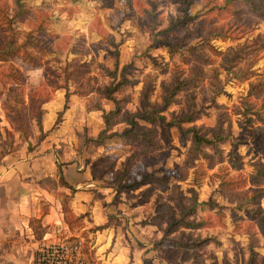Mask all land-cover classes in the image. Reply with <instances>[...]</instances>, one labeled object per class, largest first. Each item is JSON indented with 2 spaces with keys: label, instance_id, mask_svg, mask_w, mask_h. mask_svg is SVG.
<instances>
[{
  "label": "rangeland",
  "instance_id": "1",
  "mask_svg": "<svg viewBox=\"0 0 264 264\" xmlns=\"http://www.w3.org/2000/svg\"><path fill=\"white\" fill-rule=\"evenodd\" d=\"M250 3L0 0L17 45L0 60V157L44 137L41 105L62 86L104 129L101 90L116 86L118 113L104 134L81 127L80 153L130 249L146 264H264V6ZM143 100L155 121L114 135Z\"/></svg>",
  "mask_w": 264,
  "mask_h": 264
},
{
  "label": "crops",
  "instance_id": "2",
  "mask_svg": "<svg viewBox=\"0 0 264 264\" xmlns=\"http://www.w3.org/2000/svg\"><path fill=\"white\" fill-rule=\"evenodd\" d=\"M64 103L65 90L56 88L41 105L44 137L23 156L0 157V264H32L43 243L71 229L63 211L64 194L69 196V212L79 218L73 233L84 238L93 264H146L150 256L130 249L132 244L109 223L114 213L110 188L92 179L81 162V127L88 126L89 135H95L103 127L101 117L92 118L94 110L88 113L81 102L72 101L55 124Z\"/></svg>",
  "mask_w": 264,
  "mask_h": 264
},
{
  "label": "trees",
  "instance_id": "3",
  "mask_svg": "<svg viewBox=\"0 0 264 264\" xmlns=\"http://www.w3.org/2000/svg\"><path fill=\"white\" fill-rule=\"evenodd\" d=\"M231 1L232 0H225V4H229ZM250 1L251 0H244V2H248V3H250ZM260 2L264 6V0H260ZM0 13L2 14V19H3V22H1L2 24L0 23V28H1V32L4 34L3 40L0 41V60H4L3 57L6 53H10L12 51L15 52V49L17 48L16 41H15L16 33L12 28V20H13L14 16H9L7 14V12L3 11V10H0ZM175 86L177 87L179 85L175 84ZM62 87L65 89V103L63 106V110L60 111L57 115V119L55 121V124H57L61 120V116L63 114V111L67 108V103H68V99H69V95H70L68 86H62ZM177 89H179V88H177ZM177 89H173L170 92L169 96L164 97L163 105L160 107L161 110L163 109V107H165L168 104V102L171 100L170 97L176 93ZM115 91H116V86H107V87H104L103 90H101V94L103 95V97L113 101L115 104L114 110L109 111V112L102 111V118H103V122L105 125L104 129L101 130L103 134L107 131L109 125L111 124V121L109 120V115H115L116 113H118V111L120 109L119 105H118V100H117L116 96L114 95ZM143 99H144V97H143ZM152 111H155V109L151 110V107H149L146 104V102H144V100H143V112H141L140 114L132 115L131 119H128V121H129L128 123H129L130 127L125 129L122 132H115L114 135L124 137V136H128L130 134H133L135 129L139 128L138 127L139 124L136 122L135 118L146 119L147 121L154 122L155 121L154 116L150 115V113ZM192 142L195 143L196 145H199L202 143L213 144V142L211 140H208L207 138H205L201 135L200 136L197 135L196 130H194V129H193V135H192ZM4 155L5 154H3L2 156H4ZM258 173H261V172L259 171ZM62 183H64V182H62ZM254 183L257 184L258 182H254ZM258 193H260V191H258ZM68 198H69V196L64 194V197L62 199V206H63V211H64L65 215H66V213L69 212V209L67 206ZM260 218L262 221H264V216H260ZM100 228H101V226L96 227L95 229H100ZM263 234H264V232H263ZM252 260H251V262H252Z\"/></svg>",
  "mask_w": 264,
  "mask_h": 264
},
{
  "label": "built area",
  "instance_id": "4",
  "mask_svg": "<svg viewBox=\"0 0 264 264\" xmlns=\"http://www.w3.org/2000/svg\"><path fill=\"white\" fill-rule=\"evenodd\" d=\"M32 264H93L87 254L82 237L69 230L54 234L36 251Z\"/></svg>",
  "mask_w": 264,
  "mask_h": 264
}]
</instances>
